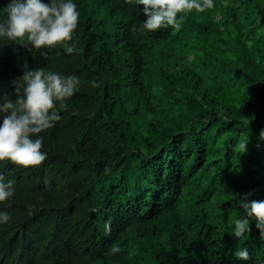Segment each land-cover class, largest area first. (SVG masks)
Wrapping results in <instances>:
<instances>
[{
  "label": "trees",
  "instance_id": "16d2710c",
  "mask_svg": "<svg viewBox=\"0 0 264 264\" xmlns=\"http://www.w3.org/2000/svg\"><path fill=\"white\" fill-rule=\"evenodd\" d=\"M74 2L73 53L0 39L13 100L25 66L82 82L40 133V165L0 161L15 188L0 202V264H264L254 221L230 234L239 197L264 199V0H213L154 32L139 30L136 0Z\"/></svg>",
  "mask_w": 264,
  "mask_h": 264
},
{
  "label": "clouds",
  "instance_id": "9594fccd",
  "mask_svg": "<svg viewBox=\"0 0 264 264\" xmlns=\"http://www.w3.org/2000/svg\"><path fill=\"white\" fill-rule=\"evenodd\" d=\"M143 5L146 19L140 22V31L154 32L171 27L179 30L183 13L196 10L203 12L213 7V0H136ZM6 18L0 19V39L9 41H26L33 49H51L57 45L63 47L66 54L74 51L73 32L79 21V12L74 0H13L6 9ZM81 80L75 75L64 76L41 67L28 68L23 74L12 80L11 85L16 99L11 93L0 91V161H10L22 166L40 165L47 153L42 151L43 137L40 133L53 127L60 119L59 109L65 106L81 86ZM97 87L98 82H88ZM264 141V129L259 133ZM249 137H241L236 147L246 151ZM15 192L14 182L0 173V202L7 201ZM251 192L245 193L236 201L243 215L236 219L230 234L241 238L250 231V221L261 236H264V199H249ZM10 214L0 211V224L10 220ZM109 223L104 231L110 232ZM120 251L112 245L110 252ZM237 260L248 261L249 249L238 248L234 252Z\"/></svg>",
  "mask_w": 264,
  "mask_h": 264
}]
</instances>
